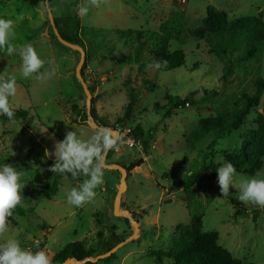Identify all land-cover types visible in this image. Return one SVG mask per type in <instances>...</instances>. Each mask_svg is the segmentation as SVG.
Returning a JSON list of instances; mask_svg holds the SVG:
<instances>
[{
  "label": "rangeland",
  "instance_id": "obj_1",
  "mask_svg": "<svg viewBox=\"0 0 264 264\" xmlns=\"http://www.w3.org/2000/svg\"><path fill=\"white\" fill-rule=\"evenodd\" d=\"M46 1L0 0V17L16 21L15 43H30L42 58L59 65L49 81L25 79L20 57L0 53V75L15 76L17 81V93L10 97V103L14 109L29 113L25 122L0 118V166L11 164L23 171L22 182L26 183L22 203L0 242L14 237L29 248L39 240L52 258L68 243L80 241L95 257L128 239L134 229L129 219L113 213L118 171L105 169L104 184L96 189L95 199L77 208L67 204L65 194L78 187L84 177L65 178L47 166L55 156H46V150L54 153L56 141H62L67 131H77L86 139L93 130L87 120L77 123L71 113L75 106L86 111V95L75 75L80 53L59 43ZM81 2L49 0V7L59 28L64 19L71 32L73 29L70 33L60 28L61 35H70L88 48L83 77L89 87H95L93 97L101 121L112 129L144 130L146 140H151L153 131L147 152L126 145L119 151L111 150L123 166L144 159L128 176L122 202V208H128L140 222V235L118 249L113 264H173L164 256L159 260L158 254L171 249L174 237L188 233L195 217L201 219L204 232H217L218 244L234 258L264 264V208L241 203L235 188L230 187V195L223 197L217 173L204 172L211 163L222 166L227 162L225 154L241 148L252 131L257 110L264 104V94L238 131L226 136L210 132L198 140L194 136L203 120L223 118L236 106L241 107L243 96L254 95L256 82L264 79V49L250 60L242 58L243 44L232 54L213 52L211 43L216 37L204 26L207 9L224 11L230 20L252 16L264 21V0H108L100 8L90 9L83 19L75 11ZM174 19L182 26L179 36L178 24L171 23ZM164 42L169 51L184 52V67L168 72L150 67L154 60L148 52ZM141 62L146 64L144 69ZM224 68L230 71L226 80ZM205 90H215L218 95L210 96L204 104ZM168 95L191 96L196 104L175 108ZM132 96L136 102L130 116L120 122ZM238 174L264 178V157L254 175ZM55 177H60L61 189L45 198ZM237 211L246 215H236Z\"/></svg>",
  "mask_w": 264,
  "mask_h": 264
},
{
  "label": "trees",
  "instance_id": "obj_2",
  "mask_svg": "<svg viewBox=\"0 0 264 264\" xmlns=\"http://www.w3.org/2000/svg\"><path fill=\"white\" fill-rule=\"evenodd\" d=\"M175 17L173 14L171 16ZM169 18V19H171ZM169 19L164 22L160 29L165 30V23L169 22ZM57 27L59 26L55 20ZM171 23L177 25V36L182 32V26L177 20L171 21ZM205 29L214 34L216 39L211 43L213 52L218 55H228L229 52L232 54L237 51L239 47L243 44L245 45L242 58L245 60H250L255 58L264 49V21L252 16H243L237 19L230 20L228 15L215 7H209L206 11V17L204 19ZM78 24H76V28ZM60 33L61 29L58 27ZM76 31V30H75ZM65 40L81 45L86 52L88 48L83 45L79 40H76L70 35L62 33ZM60 43V42H59ZM151 60L155 61H167V66L158 69L160 72H168L175 70L186 65V57L182 50L169 51V45L167 42L160 43L157 45L155 50H150L148 52ZM146 64L141 62L140 68L144 69ZM86 65L83 66L82 74L84 75ZM230 74L229 70L224 68L223 80L227 79ZM256 91L254 95L250 96L245 94L243 96L244 103L240 106H236L231 114L227 113L223 118H213L203 120L194 134L196 140L204 138L210 132H214L218 136H226L227 133L232 131H238L246 124L247 115L252 111L253 108L257 107L261 98L264 94V79H260L256 82ZM92 94L95 92V87H89ZM218 92L213 90L204 91V99L201 103H207L210 96H217ZM169 102L175 108L184 107L186 104H196V101L191 96L179 97L168 95ZM136 102V98L132 96L129 104L126 107L122 122L124 119L130 116L132 108ZM96 99L93 98L92 103V116L95 120L102 126H106L101 118L98 116L97 110L95 108ZM16 121H27L29 118V113L25 110L14 109ZM71 113L75 116L77 123H84L87 120L86 111L79 109L77 106L71 109ZM2 120L8 121L6 116L0 115ZM115 129V128H113ZM118 129H120L118 127ZM136 137L143 139L144 152H147L153 142V131H150V139L146 140L144 138V130H139L138 128L131 131ZM111 152L109 153V155ZM108 155V157H109ZM264 157V104L261 109L256 112V117L253 119V128L249 133L247 139L242 143L239 150L234 151L231 154H225V159L227 162H231L237 169L238 173H243L246 175H254L260 170L262 164V158ZM54 161L48 162L47 166H51ZM144 163L143 158H139L129 165L124 167L128 170V176L131 171L140 167ZM218 165L211 163L204 172H211L216 174V169ZM68 178H72L70 174H67ZM79 180V179H78ZM61 189V179L60 177H55L52 187L45 193V198H51ZM116 194V193H115ZM123 204V203H122ZM256 207V206H255ZM254 213V219L256 220L257 213ZM146 213V212H145ZM237 214L246 215V213L237 211ZM126 219V218H125ZM127 220V219H126ZM12 221V217L9 218V222ZM194 224L188 233L181 237H174L171 244V249L165 251L164 255L158 254L159 260L162 261V256L171 260L173 264H254L242 262L232 255L227 249L221 247L218 244V234L215 231L204 232L202 229V221L199 217L194 218ZM43 229H46V225H42ZM110 250V249H109ZM107 250V251H109ZM35 251V250H33ZM106 251V252H107ZM93 251L85 247L83 242H71L65 245L60 251L53 255L52 264H63V262L68 258H76L78 260H83L87 257L92 256ZM116 259V255L113 254L111 257L104 259V264H113ZM86 264H93L88 262Z\"/></svg>",
  "mask_w": 264,
  "mask_h": 264
},
{
  "label": "clouds",
  "instance_id": "obj_3",
  "mask_svg": "<svg viewBox=\"0 0 264 264\" xmlns=\"http://www.w3.org/2000/svg\"><path fill=\"white\" fill-rule=\"evenodd\" d=\"M108 0H82L76 5V14L83 19L90 9L100 8ZM16 21L0 17V53L6 56L18 55L22 61L21 75L27 79L35 77L37 81L46 82L55 77L59 65L52 59L42 58L34 46L15 43L17 33ZM167 66V61H155L150 67L161 69ZM17 93L16 77L7 78L0 75V115L6 116L10 123H15V110L10 103V97ZM55 134H53L54 137ZM122 135L108 127H95L88 138H82L77 131H67L62 141H56L55 161L49 171L67 178L84 177L78 187H72L66 192V202L70 206L83 207L97 196L96 189L104 184L106 169V154L119 151L123 145ZM217 183L223 197L230 195V187L238 190L236 199L247 205L264 208V178L256 176H240L231 162H226L216 169ZM191 175V173H187ZM23 171L11 164L0 166V238L9 231V218L23 200L22 190L26 183L22 182ZM0 264H52L51 257L43 250L33 251L21 246L20 240L9 237L0 242Z\"/></svg>",
  "mask_w": 264,
  "mask_h": 264
},
{
  "label": "water",
  "instance_id": "obj_4",
  "mask_svg": "<svg viewBox=\"0 0 264 264\" xmlns=\"http://www.w3.org/2000/svg\"><path fill=\"white\" fill-rule=\"evenodd\" d=\"M46 5H47V11H48V16L52 25V29L53 32L55 34V36L57 37L58 41L63 44L64 46L71 48L73 50H76L80 53V59H79V63L76 67V78L77 80L81 83L84 93L86 95V114H87V124L93 129L95 127H106V126H102L100 125L95 118L92 116V103H93V94L89 88V85L87 84L85 78L83 77L82 74V69L86 60V50L79 44H75V43H71L67 40H65L63 38V36L61 35L55 19L53 17L52 11L49 7V0L46 1ZM116 131H118L117 129H114ZM119 132V131H118ZM110 152V151H109ZM109 152L106 154V169L108 170H114V171H118L120 173V180H119V184H118V189L116 191L115 194V198H114V202H113V213L115 217H123V218H127L130 221L131 226L134 229L133 234L126 240L122 241L121 243L117 244L116 246L112 247L109 251L97 255V256H90L87 257L83 260H78L76 258H68L66 259L63 264H86L88 262H91L93 264L107 259L109 257H111L113 254H115L118 249L124 245L126 242H129L131 240H134L136 238L139 237V231H140V222L134 218L133 213L128 209V208H122V202H123V194L126 192L127 190V179H128V170L126 167H124L123 165L119 164V163H109L107 162V158L109 155ZM45 246L44 243H37L34 244V250L38 251V250H42L43 247Z\"/></svg>",
  "mask_w": 264,
  "mask_h": 264
},
{
  "label": "built area",
  "instance_id": "obj_5",
  "mask_svg": "<svg viewBox=\"0 0 264 264\" xmlns=\"http://www.w3.org/2000/svg\"><path fill=\"white\" fill-rule=\"evenodd\" d=\"M118 131H119V133L122 135V137L124 139L123 145H126L129 148L140 149L141 150L140 152H142L144 150V145H143V139L142 138L136 137L135 135H133L131 133L130 130L118 129ZM34 242H35V244L40 243L39 240H35ZM29 248L34 250V246H30Z\"/></svg>",
  "mask_w": 264,
  "mask_h": 264
},
{
  "label": "crops",
  "instance_id": "obj_6",
  "mask_svg": "<svg viewBox=\"0 0 264 264\" xmlns=\"http://www.w3.org/2000/svg\"><path fill=\"white\" fill-rule=\"evenodd\" d=\"M62 21L65 22L64 19H62ZM64 22L61 24V27H60V28H61V29H66V28H67V29L69 30V32L72 33V32H73V29H72V32H71V30H70L71 28H68L67 25H66ZM45 31H46V30H45ZM45 31L43 32V34L46 36ZM80 32H81V30L79 31V34H80ZM69 73H70V72H69ZM66 75H67V77L69 76V75H68V72H66ZM69 77H71V76H69ZM71 78H72V77H71ZM93 98H94V97H93ZM95 105H96V103H95ZM95 108H96V107H95ZM96 110H97V109H96ZM97 113H98V112H97ZM98 116H99V115H98ZM91 129H92V128H91ZM92 130H93V129H92ZM33 133H34V132H33ZM113 152H114V151H111V154L109 155V157H110L111 155H112V156H113V155L115 156V153H113ZM109 157H108L107 159H109ZM117 159H118V158L115 156L114 161L112 160V161H110L109 163H119L118 161H115V160H117ZM107 162H108V160H107ZM130 164H131V163H130ZM118 184H119V183H116V188L114 189V192H115V193H116V191H117ZM127 189H128V182H127ZM123 195H124V194H123ZM122 199H123V198H122Z\"/></svg>",
  "mask_w": 264,
  "mask_h": 264
}]
</instances>
